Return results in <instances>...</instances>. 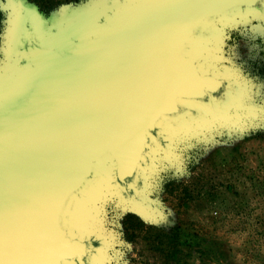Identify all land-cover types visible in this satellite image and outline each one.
Returning <instances> with one entry per match:
<instances>
[{"label":"water","instance_id":"obj_1","mask_svg":"<svg viewBox=\"0 0 264 264\" xmlns=\"http://www.w3.org/2000/svg\"><path fill=\"white\" fill-rule=\"evenodd\" d=\"M263 3L120 0L67 49L25 41L33 75L0 110V264H91L92 242L67 225L73 201L108 159L122 190L138 184L161 123L188 103L219 111L230 83L202 72L190 43L209 22Z\"/></svg>","mask_w":264,"mask_h":264},{"label":"rangeland","instance_id":"obj_2","mask_svg":"<svg viewBox=\"0 0 264 264\" xmlns=\"http://www.w3.org/2000/svg\"><path fill=\"white\" fill-rule=\"evenodd\" d=\"M119 1L0 0V108L30 81L25 41L67 49ZM189 55L230 89L218 112L163 120L138 184L122 190L110 160L73 201L91 264H264V3L209 22Z\"/></svg>","mask_w":264,"mask_h":264},{"label":"bare ground","instance_id":"obj_3","mask_svg":"<svg viewBox=\"0 0 264 264\" xmlns=\"http://www.w3.org/2000/svg\"><path fill=\"white\" fill-rule=\"evenodd\" d=\"M126 1H128V2H130V1H132V0H126ZM30 63H29V60L27 61V65L30 67V70H31V74L30 73H28V71H27V73H26V75H25V77L26 78H30L33 74V72H34V69L29 65ZM29 69V68H28ZM1 109V108H0ZM143 160H145V156H144V159ZM106 162H107V164L110 162V159H108V160H106ZM103 166H104V164H103ZM103 166L101 167V169L100 170H102V168H103ZM139 167V166H138ZM141 169L139 168V171H140ZM96 180V179H95ZM94 180V181H95ZM98 180V179H97ZM93 181V182H94ZM93 182H91L90 184H92ZM89 184V185H90ZM72 234V237L74 236V237H76L74 234H73V232L71 233ZM79 238V237H78ZM81 240H83L82 238H80ZM74 263V261L73 260H66V261H63V264H73Z\"/></svg>","mask_w":264,"mask_h":264}]
</instances>
